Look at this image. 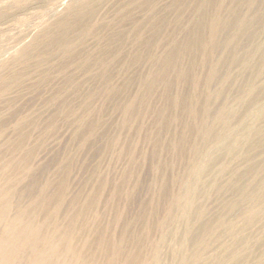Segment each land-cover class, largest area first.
Here are the masks:
<instances>
[{"label": "rangeland", "instance_id": "obj_1", "mask_svg": "<svg viewBox=\"0 0 264 264\" xmlns=\"http://www.w3.org/2000/svg\"><path fill=\"white\" fill-rule=\"evenodd\" d=\"M263 25L264 0H0V264H178L196 208L187 264H264V146L201 172L221 109L264 129Z\"/></svg>", "mask_w": 264, "mask_h": 264}, {"label": "bare ground", "instance_id": "obj_2", "mask_svg": "<svg viewBox=\"0 0 264 264\" xmlns=\"http://www.w3.org/2000/svg\"><path fill=\"white\" fill-rule=\"evenodd\" d=\"M253 20L257 21L258 17L256 15L253 16ZM244 27H246V23L244 21H240L239 29L244 28ZM263 29H264V25L262 27V30ZM247 52L252 57L247 60V62L244 64V67L249 68L252 60L254 61L255 56H259L262 60L261 61L262 63L258 62L256 60V61H254L255 63L253 64L254 71H257V72H255V74H259L261 72V70L263 69V66H264V63H263V60H264V42H261V43L253 42L252 47L250 49H247ZM263 90L264 89L262 86L257 87V86H255V84H248L247 87L244 89V92L249 96L247 104H251V103L255 102L256 97ZM253 108H254V111L252 113H249L248 115H250L252 119L255 118L257 120H262L264 122V101L262 103H258L256 105H254ZM235 113H236V111L230 107V108L221 109V111H219V113L217 114L216 124L221 127L220 130L215 135V138L218 139V144H217L214 152L212 150L206 151L207 160H206L205 166L201 170L202 173H206L210 169L211 166L219 163L221 161V158L225 154L230 155V157L232 159L246 158L250 155V153L253 152V150L260 149L261 147L264 146V129L254 125L247 117L241 124H239V125L237 124L236 128H232V124H233L232 120H233V116L235 115ZM241 117H243V115ZM240 121H241V119H240ZM256 165H257V163H248L243 168V170L241 172H239V174H241V175L243 174L244 176H247L248 174H250L251 172H253L255 170ZM229 169H230V165L223 163L219 166V174H224L227 171H229ZM193 174H195V173H193ZM234 174L238 175V172H236ZM199 191H200V187L197 189V187L195 188L193 186H188L187 189L184 190L182 196H186L189 200V203H193L195 198L197 197V195H199ZM256 196H257V194H256ZM248 201H249V199H248ZM258 201H259V199H258ZM250 202H251V200H250ZM232 204H229V206H231ZM186 205L189 206L188 204H186ZM255 207H257V206L255 205ZM183 209H185L184 205H183ZM197 212H198V208L195 209L194 213L189 215V218H188L189 219V221H188L189 225L187 226V230H186L187 234L183 239H181V242H180V250H179L180 253H179L178 264H184V262H185V264H187L191 260H197V259H199V257L201 258L200 254H201V246H202L203 242H200V240L195 238V236H190V229H191V225H192L191 219L193 218V216ZM183 213L184 212H182V214ZM186 213H188V212H186ZM199 214H201V213H199ZM183 217L186 218V216H184V214H183ZM249 217H250V215H249ZM249 225H251V224H249ZM208 228H209L208 226H205L202 229L207 230ZM231 229H233V228H231ZM189 238H190V240H189ZM188 244L192 245L191 246L192 251L189 255L185 256V255H183L182 251L184 248H186V246ZM177 250H178V248H177ZM174 252H175V250H174ZM238 254H239V252L234 250V251L227 253L226 256L225 255L224 256H217L218 261L216 264H220L221 261L224 259L235 264V262L238 260ZM156 259H158V258H156ZM195 262H197V261H195ZM195 262H193V264ZM31 264H42V261L40 260V258H35V260Z\"/></svg>", "mask_w": 264, "mask_h": 264}]
</instances>
